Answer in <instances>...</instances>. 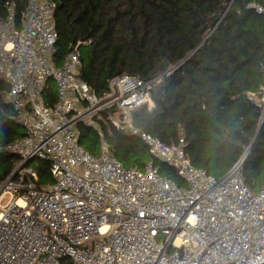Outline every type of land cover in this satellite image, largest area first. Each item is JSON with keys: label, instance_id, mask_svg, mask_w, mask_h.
I'll list each match as a JSON object with an SVG mask.
<instances>
[{"label": "built area", "instance_id": "built-area-1", "mask_svg": "<svg viewBox=\"0 0 264 264\" xmlns=\"http://www.w3.org/2000/svg\"><path fill=\"white\" fill-rule=\"evenodd\" d=\"M25 2L20 12L7 4L0 17V80L25 132L4 148L19 165L0 184V264H264V186L252 193L239 163L217 180L192 165L184 139L169 146L136 128L133 112L153 106L160 79L119 76L99 98L80 79V44L54 62L56 0ZM53 83L57 103L49 107ZM249 100L263 121L264 82ZM104 114L109 128L139 136L184 184L162 177L153 161L126 169L110 154ZM80 124L98 131V155L80 145ZM35 160L50 166L55 182L46 189L27 166Z\"/></svg>", "mask_w": 264, "mask_h": 264}, {"label": "trees", "instance_id": "trees-1", "mask_svg": "<svg viewBox=\"0 0 264 264\" xmlns=\"http://www.w3.org/2000/svg\"><path fill=\"white\" fill-rule=\"evenodd\" d=\"M12 2L17 12L25 8V0H0V17ZM56 5V66L80 44V79L99 98L119 76L160 79L150 94L153 106L133 112L134 126L169 146L184 139L192 165L217 180L247 153L245 185L252 193L260 191L264 121L259 131L261 111L249 96L264 82V13L255 9H264V0H56ZM8 90L0 80V184L18 163L4 148L25 135L13 120ZM44 98L49 107L57 103L53 84ZM102 117L110 154L126 169L143 171L153 161L162 177L183 185L169 164L151 157L139 136L109 128L106 114ZM78 127L80 145L97 154L98 131ZM33 168L38 190L54 184L47 162Z\"/></svg>", "mask_w": 264, "mask_h": 264}, {"label": "rangeland", "instance_id": "rangeland-1", "mask_svg": "<svg viewBox=\"0 0 264 264\" xmlns=\"http://www.w3.org/2000/svg\"><path fill=\"white\" fill-rule=\"evenodd\" d=\"M99 152H100V143H99V145H98V152H97V154H95V155H98L99 154ZM39 161L40 160H35V161H33V162H31L30 163V165H29V167H34V166H36L38 163H39ZM18 163L16 164V168H15V171H17L18 170ZM184 184V183H183Z\"/></svg>", "mask_w": 264, "mask_h": 264}, {"label": "water", "instance_id": "water-1", "mask_svg": "<svg viewBox=\"0 0 264 264\" xmlns=\"http://www.w3.org/2000/svg\"><path fill=\"white\" fill-rule=\"evenodd\" d=\"M263 121H264V120H263ZM263 121H261V125H260V128H259V131H260L261 128H262ZM246 157H247V153L243 156V158L241 159V161L239 162V164H242V165H243L244 161L246 160Z\"/></svg>", "mask_w": 264, "mask_h": 264}, {"label": "crops", "instance_id": "crops-1", "mask_svg": "<svg viewBox=\"0 0 264 264\" xmlns=\"http://www.w3.org/2000/svg\"><path fill=\"white\" fill-rule=\"evenodd\" d=\"M53 86H54V88H55V90H56V86H55V84L53 83Z\"/></svg>", "mask_w": 264, "mask_h": 264}]
</instances>
